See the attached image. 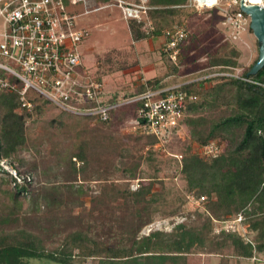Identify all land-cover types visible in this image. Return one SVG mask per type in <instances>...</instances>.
I'll use <instances>...</instances> for the list:
<instances>
[{
    "label": "rangeland",
    "instance_id": "1",
    "mask_svg": "<svg viewBox=\"0 0 264 264\" xmlns=\"http://www.w3.org/2000/svg\"><path fill=\"white\" fill-rule=\"evenodd\" d=\"M109 5L78 20L80 27L91 31L88 50L84 53L81 48L84 65L101 77L109 96H128L132 89L150 80L146 68L152 62L157 65V77L167 86H182L211 77L218 71L215 68H223L213 67L212 59L229 56L233 50L237 52L235 60L240 72L251 69L258 60L259 46L253 31L234 39L232 30L224 25L223 5L198 9L195 0H189L187 7L163 21L164 29L183 25L188 30L176 63L163 54L162 47L161 52L155 50L154 37L136 41L129 27L136 19L126 20L116 0ZM100 6H104L103 0H87L77 9L84 13L86 8ZM150 11L149 6L142 21L136 20L143 24V30H148L150 22L156 24ZM39 103L42 110L26 120L27 142L16 155L31 173L36 196L16 198L11 180L0 175V232L26 229L45 238L51 248L57 245V239L75 230L88 233L99 242L124 238L126 231L122 226L131 221L137 209L141 218L135 217L136 224L152 218L140 236L157 230L170 232L181 224H204L208 213L202 203L198 206L193 202L198 197L187 190L186 181L179 174L181 162L169 155L199 153L198 144L190 142L186 128L174 130L165 147H155L150 137L141 134L131 108H124L110 123L103 124L73 116L42 100ZM228 144L223 142L225 148ZM79 153L84 161L76 160ZM72 161L81 169L79 173L71 167ZM141 181L145 186L152 184L158 194L155 202L148 199L135 210H128V204H135L129 191H134L133 185ZM251 234L248 229L247 240ZM217 235L216 231L211 234ZM29 262L61 264L47 259ZM87 262L92 264L91 259ZM243 264H264V260H244Z\"/></svg>",
    "mask_w": 264,
    "mask_h": 264
},
{
    "label": "trees",
    "instance_id": "2",
    "mask_svg": "<svg viewBox=\"0 0 264 264\" xmlns=\"http://www.w3.org/2000/svg\"><path fill=\"white\" fill-rule=\"evenodd\" d=\"M114 1L103 0L104 6ZM188 2L148 0L150 14L156 23L155 30H143L142 23L132 20L129 27L135 40L163 37V31L172 27L164 29L163 21L177 15L188 6ZM236 55L233 50L229 56L212 59L211 64L213 67L237 68ZM250 70H245L243 74L247 76ZM98 78L102 81L101 77ZM253 78L264 82V68ZM164 87L167 85L157 77L147 80L146 85L132 89L128 96L107 97L104 94L103 97L107 103H114L140 95L148 89ZM181 89L198 96V101L187 107L183 120L190 142L198 144L199 148L211 142L223 147V153L216 159H207L201 153L191 151L181 154L179 174L185 179L187 190L194 192L197 199L206 198L202 203L208 213L204 224L199 227L181 224L170 232L157 230L140 236L142 228L152 223V218L136 224L133 220L138 216L141 218V211L135 208L148 199L155 202L158 195L152 184L145 186L141 181L138 190L129 191L135 204H128L127 209H134L136 213L132 214L130 222L122 226L126 231L124 238L110 240L112 243L99 242L96 237L75 230L57 239V245L50 248L45 238L29 230H3L0 232V264H30L32 259H47L61 264H88L90 259L92 264H188L192 255L200 254H217L223 262L232 264L234 260H251L263 255L264 89L223 76L193 81L182 85ZM36 101L38 104L33 110H22L16 92L0 91V159L12 163L22 175L31 173L25 169L23 160L17 161L16 155L27 142L26 120L42 110L40 99ZM124 108L116 110L112 119ZM128 108L136 118L137 106ZM145 136L150 137L152 143L157 142L155 137ZM223 142H228V147L225 148ZM75 158L84 161L82 153ZM75 161H72L71 167L79 173L81 169L76 168ZM12 191L16 198L36 196L34 180L21 187L12 186ZM145 209L147 211V207ZM238 214L246 217V224L252 232L250 240L235 232L211 236L214 219L225 220Z\"/></svg>",
    "mask_w": 264,
    "mask_h": 264
},
{
    "label": "built area",
    "instance_id": "3",
    "mask_svg": "<svg viewBox=\"0 0 264 264\" xmlns=\"http://www.w3.org/2000/svg\"><path fill=\"white\" fill-rule=\"evenodd\" d=\"M131 4L116 0L126 20L142 21L149 10L148 0ZM198 9H215L224 6V25L238 39L251 30V18L240 7L241 0H195ZM87 0H0V91H12L19 95L21 109L31 111L36 99L46 101L56 108L76 117L106 123L113 113L122 107L137 106L135 124L142 134L153 136L155 147H165L170 134L183 126L187 107L198 101V96L181 89V85L146 92L107 103L104 99V83L83 64L82 44L91 36L88 28L79 26L78 20L85 14L100 11L111 5L79 13L77 6ZM264 8V0L256 3ZM149 31L155 26L147 24ZM163 53L173 62L179 60L181 48L188 38V30L176 25L163 31ZM218 69L211 77L223 76L244 81L264 89V82L253 76H245L234 67ZM209 78V77H207ZM147 83V81H146ZM146 83H144L146 85ZM199 153L207 159H216L223 147L211 142ZM181 162V154H169ZM0 175L7 176L13 187L32 182L31 175H22L9 161L0 159ZM139 182L133 185L138 190ZM205 197L194 199L198 206ZM214 231L235 232L247 239L248 226L244 214L225 220H215ZM250 240V239H248ZM253 260H258L254 257Z\"/></svg>",
    "mask_w": 264,
    "mask_h": 264
},
{
    "label": "water",
    "instance_id": "4",
    "mask_svg": "<svg viewBox=\"0 0 264 264\" xmlns=\"http://www.w3.org/2000/svg\"><path fill=\"white\" fill-rule=\"evenodd\" d=\"M259 1V0H251ZM241 0L240 7L251 18V30L258 41L259 56L247 76H256L264 68V8L257 4H248Z\"/></svg>",
    "mask_w": 264,
    "mask_h": 264
},
{
    "label": "crops",
    "instance_id": "5",
    "mask_svg": "<svg viewBox=\"0 0 264 264\" xmlns=\"http://www.w3.org/2000/svg\"><path fill=\"white\" fill-rule=\"evenodd\" d=\"M159 38H163V37H154L153 39V46L155 47V50H160L159 52H161V47L163 45V43L165 42L164 38L162 41H158L157 39ZM90 40H86L83 44H82V49L84 50V53L85 51L88 50V46L90 45ZM138 42H141V41H138ZM82 58H83V53H82ZM90 62H93V59L92 57H89L88 59ZM84 61L85 59L83 58V64H84ZM157 65H155L154 62H152L150 65L148 64L147 68H146V73H147V76L150 78V79H153L155 77H157V72H158V68L156 67ZM91 70V68H89ZM95 76L98 78V75L95 74ZM100 79V78H98ZM105 89V87H104ZM106 95H108L106 92H105ZM146 235H149V234H146ZM256 258H263L264 260V254L263 255H260V256H255ZM252 261L253 258L251 259ZM243 261L244 260H241V261H237V260H234L232 262V264H243ZM255 262H258V260H255ZM188 264H226L225 262L222 261V258L221 256L217 255V254H200V255H193L192 258L190 259V261L188 262Z\"/></svg>",
    "mask_w": 264,
    "mask_h": 264
},
{
    "label": "bare ground",
    "instance_id": "6",
    "mask_svg": "<svg viewBox=\"0 0 264 264\" xmlns=\"http://www.w3.org/2000/svg\"><path fill=\"white\" fill-rule=\"evenodd\" d=\"M201 1H203V0H201ZM251 1V0H250ZM253 3H256V2H258V1H252Z\"/></svg>",
    "mask_w": 264,
    "mask_h": 264
}]
</instances>
